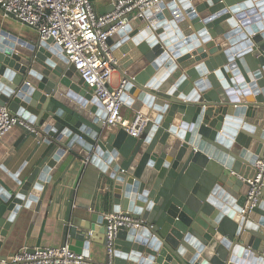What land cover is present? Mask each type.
I'll return each mask as SVG.
<instances>
[{
	"label": "water",
	"instance_id": "water-1",
	"mask_svg": "<svg viewBox=\"0 0 264 264\" xmlns=\"http://www.w3.org/2000/svg\"><path fill=\"white\" fill-rule=\"evenodd\" d=\"M146 17L131 15L109 38L122 99L150 118L140 138L106 126L103 104L52 38L0 32V105L26 122L21 142L35 157L23 177L0 161V264L22 208H40L71 169L94 174L113 212L147 221L118 229L111 264H264V187L241 213L264 153V0H166ZM71 212L70 202L68 222ZM83 256L79 264L110 262Z\"/></svg>",
	"mask_w": 264,
	"mask_h": 264
},
{
	"label": "built area",
	"instance_id": "built-area-1",
	"mask_svg": "<svg viewBox=\"0 0 264 264\" xmlns=\"http://www.w3.org/2000/svg\"><path fill=\"white\" fill-rule=\"evenodd\" d=\"M166 0H118L111 11L99 12L92 0H0L5 17H13L35 29L40 39L52 38L62 53L79 72L85 85L100 101L107 116L108 128L121 126L133 137L143 136L150 118L136 111L128 120L123 115L122 99L126 80L113 85V74L119 66L109 38L125 28L128 19L147 18L146 12ZM176 1V0H174ZM26 122L0 105V140L17 123ZM256 173L247 182L250 185L241 213L256 207L264 187V153L255 162ZM106 248L112 263L115 239L119 228H141L147 221L129 211L108 212L105 215ZM83 254L74 252L68 244L62 246L24 248L12 255L5 264H79Z\"/></svg>",
	"mask_w": 264,
	"mask_h": 264
},
{
	"label": "crops",
	"instance_id": "crops-1",
	"mask_svg": "<svg viewBox=\"0 0 264 264\" xmlns=\"http://www.w3.org/2000/svg\"><path fill=\"white\" fill-rule=\"evenodd\" d=\"M115 1L92 0L99 12L111 11ZM147 28H151V26H147ZM134 29L138 31L139 36L146 30H143L138 24ZM2 31L26 42L40 39L35 29L13 17H5L0 8V32ZM147 35L142 38L143 40H139L135 47L147 40ZM122 79L123 77L117 69L113 74V85L117 86ZM86 88L88 89L87 86ZM135 112L125 103L123 115L126 119L131 120ZM23 136V128L16 125L0 140V161L4 162L8 173L14 177L17 174L21 177L25 176L32 168L35 159L34 157L31 161H27L33 144L30 146L28 142H21ZM15 148L16 154H9L10 150ZM66 169L67 165L64 164L57 171L56 177L63 175ZM247 171L248 174L252 172V170ZM254 174L253 172L248 176L253 177ZM6 177L5 179L12 183L7 174ZM70 202L72 203V212L68 222L66 217ZM112 210L111 205L106 202L102 186L95 180L94 174L71 169L63 180L49 184L40 208L36 210L26 206L22 208L13 231L12 228L9 230L2 253L6 254L9 259L24 248L34 249L68 244L78 254L84 255L86 252L90 254V258H95L97 255L105 257L108 254L105 225L101 218ZM95 214L101 216L100 219ZM67 227L68 233L66 234L65 228Z\"/></svg>",
	"mask_w": 264,
	"mask_h": 264
}]
</instances>
